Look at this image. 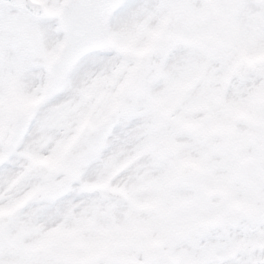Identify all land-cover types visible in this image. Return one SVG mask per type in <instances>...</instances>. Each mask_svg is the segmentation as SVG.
<instances>
[{"label":"snow or ice","instance_id":"1","mask_svg":"<svg viewBox=\"0 0 264 264\" xmlns=\"http://www.w3.org/2000/svg\"><path fill=\"white\" fill-rule=\"evenodd\" d=\"M0 264H264V0H0Z\"/></svg>","mask_w":264,"mask_h":264}]
</instances>
